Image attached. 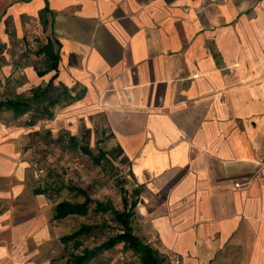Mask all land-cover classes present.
<instances>
[{"label": "crops", "instance_id": "1", "mask_svg": "<svg viewBox=\"0 0 264 264\" xmlns=\"http://www.w3.org/2000/svg\"><path fill=\"white\" fill-rule=\"evenodd\" d=\"M54 74L72 97L50 115L6 105ZM84 149L108 160L85 166ZM114 150L132 232L163 264H264V0H0V264H70L102 243L95 201L123 209L102 182ZM74 188L87 213L54 217L85 201Z\"/></svg>", "mask_w": 264, "mask_h": 264}, {"label": "trees", "instance_id": "2", "mask_svg": "<svg viewBox=\"0 0 264 264\" xmlns=\"http://www.w3.org/2000/svg\"><path fill=\"white\" fill-rule=\"evenodd\" d=\"M43 51L49 55L51 61L47 67V70H56L58 63V55L57 52H54L53 43L48 41ZM46 72V70L39 71L38 74L42 75ZM56 75L54 74L52 78L49 80L48 84L45 88H38L33 91L32 95L27 98H18V99H9L6 102V105L12 108L16 114L21 115L28 110H30L34 104L41 106V109L47 115H50L49 107H52L58 104L62 99H67L68 97H72L71 94L68 93L67 89L56 88L53 84ZM77 94L76 96H78ZM39 109V108H36ZM85 153L89 155L92 161L100 165L101 161L106 158V154L99 151L98 154H92V152L88 149H84ZM76 189V188H74ZM77 193L83 194L85 196V201L80 204H74L69 201L63 200L59 202L54 208V217H63L69 213H77V214H86L88 211V206L92 201L87 195L86 192L80 188L76 189ZM122 196V204L123 209L119 210L112 206H110L107 202L95 201V210L100 211L101 213H110L111 223L115 225H120L117 231L113 234L107 235V237L102 240L97 247L92 248H83L81 252L69 253V263L70 264H88L90 259L102 252L105 249H108L120 242H122L126 249L129 250H138L141 252V261L143 264H163L162 259L160 258L158 252L149 246L148 244H144L133 232L130 226V220L133 216L132 209L136 206V200H132L131 202L127 201L125 196L126 189L124 186L121 187ZM104 230L106 225H103ZM91 230V225H84L74 234L66 237L65 239H75L79 235L88 234Z\"/></svg>", "mask_w": 264, "mask_h": 264}, {"label": "rangeland", "instance_id": "3", "mask_svg": "<svg viewBox=\"0 0 264 264\" xmlns=\"http://www.w3.org/2000/svg\"><path fill=\"white\" fill-rule=\"evenodd\" d=\"M112 161H104L103 165L106 167V172L102 174V178L104 180L102 182L108 183H115L116 185V198L119 199L121 193V187L124 186L125 177L124 175L127 174V164L124 160L118 158V151H112ZM85 166H93V161L90 156L86 155L85 157ZM103 173V172H102ZM60 173H53L48 175V181L44 183V187L50 190L51 194H53L56 190L58 191V187L61 185ZM120 203L117 202L116 207L119 209ZM120 225H115L114 223H107L104 232L101 234V239L104 240L108 234H113L117 231ZM116 252H114L108 264H120L121 257L125 259L128 264H143L141 261V252L138 250H129L126 249V246L120 242L115 245Z\"/></svg>", "mask_w": 264, "mask_h": 264}, {"label": "built area", "instance_id": "4", "mask_svg": "<svg viewBox=\"0 0 264 264\" xmlns=\"http://www.w3.org/2000/svg\"><path fill=\"white\" fill-rule=\"evenodd\" d=\"M34 164L36 165L35 162H34ZM120 259H121L120 264H128L123 257H121Z\"/></svg>", "mask_w": 264, "mask_h": 264}]
</instances>
